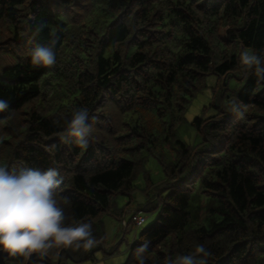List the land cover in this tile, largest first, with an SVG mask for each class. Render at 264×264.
Instances as JSON below:
<instances>
[{
	"label": "trees",
	"instance_id": "obj_1",
	"mask_svg": "<svg viewBox=\"0 0 264 264\" xmlns=\"http://www.w3.org/2000/svg\"><path fill=\"white\" fill-rule=\"evenodd\" d=\"M54 37L56 64L33 67L31 50ZM245 50L264 58V0H0V166L55 168L65 223L91 222L97 244L102 215L124 212L115 197L132 195L141 174L140 206L155 216L122 264H138L144 243L146 264H172L199 244L207 264H264V81L241 67ZM208 74L216 111L194 116L201 138L186 143L177 127ZM79 109L87 149L64 139ZM151 156L163 171L156 181ZM192 189L213 198L207 226L189 225ZM91 251L54 248L34 264Z\"/></svg>",
	"mask_w": 264,
	"mask_h": 264
},
{
	"label": "clouds",
	"instance_id": "obj_2",
	"mask_svg": "<svg viewBox=\"0 0 264 264\" xmlns=\"http://www.w3.org/2000/svg\"><path fill=\"white\" fill-rule=\"evenodd\" d=\"M58 37L47 44L36 45L30 52L33 67L49 68L56 64L55 46ZM239 62L243 69L253 70L258 80L264 81V58L254 51H242ZM8 102L0 99V111ZM86 109L76 110L66 120L64 139L71 138L82 149H87L90 126ZM62 177L55 168L40 171L33 168L9 170L0 166V253L8 257L46 256L51 249L89 250L97 244L91 222L66 224L63 207L56 199ZM149 245L142 244L136 251L138 264H146L144 254ZM210 253L203 244L191 255H178L172 264H207Z\"/></svg>",
	"mask_w": 264,
	"mask_h": 264
},
{
	"label": "rangeland",
	"instance_id": "obj_3",
	"mask_svg": "<svg viewBox=\"0 0 264 264\" xmlns=\"http://www.w3.org/2000/svg\"><path fill=\"white\" fill-rule=\"evenodd\" d=\"M216 82V75H206L203 86L188 102L183 113V119L177 127V135L184 142L194 144L201 138L200 133L191 123L194 116L205 117L216 111L212 104ZM146 167L150 171L152 180L156 181L162 178L161 165L154 157H149ZM134 186L132 195L119 194L115 197L116 207L122 208L124 212L120 213L119 216L110 213L102 215L103 239L93 247V251L90 252L92 255L78 261L67 259L65 264H122L125 262L129 254V243L136 238L141 228L153 220L155 216V211H145L140 206L147 196L143 189L144 179L141 174L135 178ZM213 203V198L210 195L202 193L198 189H192L189 204L191 213L189 225L192 227L207 226L216 216L214 212L209 210ZM132 211H137L138 214L144 216L142 224L137 226L135 223H129L126 226L124 223L122 225V219L128 222Z\"/></svg>",
	"mask_w": 264,
	"mask_h": 264
},
{
	"label": "water",
	"instance_id": "obj_4",
	"mask_svg": "<svg viewBox=\"0 0 264 264\" xmlns=\"http://www.w3.org/2000/svg\"><path fill=\"white\" fill-rule=\"evenodd\" d=\"M5 253H0V264H4L3 262V257H4ZM38 257H36L34 254H32V256L28 257V259L26 260L25 264H33L34 261L37 259ZM47 264V263H46Z\"/></svg>",
	"mask_w": 264,
	"mask_h": 264
},
{
	"label": "built area",
	"instance_id": "obj_5",
	"mask_svg": "<svg viewBox=\"0 0 264 264\" xmlns=\"http://www.w3.org/2000/svg\"><path fill=\"white\" fill-rule=\"evenodd\" d=\"M143 216H141V215H135L134 217H133V220L135 221V223L137 224V225H139V224H141L142 223V221H143Z\"/></svg>",
	"mask_w": 264,
	"mask_h": 264
}]
</instances>
